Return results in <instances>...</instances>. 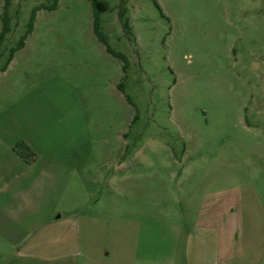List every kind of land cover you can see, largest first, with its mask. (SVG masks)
Listing matches in <instances>:
<instances>
[{
	"label": "rangeland",
	"instance_id": "374dc122",
	"mask_svg": "<svg viewBox=\"0 0 264 264\" xmlns=\"http://www.w3.org/2000/svg\"><path fill=\"white\" fill-rule=\"evenodd\" d=\"M97 1L110 46L128 59L133 105L117 88L122 62L93 34L88 0L37 12L0 72V112L73 94L91 127L96 178L87 180L81 255L51 264H123L138 237L170 234L183 201L225 207L228 238L242 245L234 251L264 252V0H155L161 12L154 0ZM121 1L131 35L118 20ZM50 3L12 0L0 66L31 9Z\"/></svg>",
	"mask_w": 264,
	"mask_h": 264
},
{
	"label": "crops",
	"instance_id": "0c3cea01",
	"mask_svg": "<svg viewBox=\"0 0 264 264\" xmlns=\"http://www.w3.org/2000/svg\"><path fill=\"white\" fill-rule=\"evenodd\" d=\"M74 97L63 95L49 106L28 97L0 112V264H51L81 255V211L87 180L96 178L90 167L95 145ZM19 142L36 154L34 162L14 151ZM193 206L183 201L170 234L138 237L123 264H264L263 251H234L242 245L228 238L225 207ZM251 233L254 244L258 230Z\"/></svg>",
	"mask_w": 264,
	"mask_h": 264
},
{
	"label": "trees",
	"instance_id": "16d2710c",
	"mask_svg": "<svg viewBox=\"0 0 264 264\" xmlns=\"http://www.w3.org/2000/svg\"><path fill=\"white\" fill-rule=\"evenodd\" d=\"M88 1L91 3V8H92L93 34L97 38V40L104 45L105 51L108 54H110L111 56H113L114 58H116L122 62L123 76L121 78L120 83L117 85V88L120 92H122L124 94L126 100L130 104L133 105L129 96L125 94V88H124V83L127 79V71H128V67H129L128 59L123 53L114 50L110 46L107 36L102 31L100 3L97 0H88ZM11 2H12V0H3L2 13L0 16V21H1L0 48H1V46L5 40L6 35L10 32V19H9L8 10H9V7L11 5ZM58 2H59V0H51V3L49 5L39 4V5L34 6L31 9V13H30L28 22H27L26 27H25V31H24L23 35H21V37L19 38V40L17 41L15 46H13L9 49L8 56L5 60V62L3 63L2 66H0V72L6 71L8 65L13 60L15 53L18 52L19 50H21L22 48H24L27 38L32 34V32L34 30L37 12H39L40 10H48V11L56 10V8L58 6ZM123 4H124L123 1H121L120 5H119V10H118V20L120 22V25H121V28L123 29V31L125 33H127L128 35H131V28L128 24V19L126 18V10H125ZM154 5L160 11V7L158 6V4L156 3L155 0H154ZM133 122H134V120L132 121V123ZM13 149L27 163H32L36 159V154L27 145H25L22 142L15 144Z\"/></svg>",
	"mask_w": 264,
	"mask_h": 264
}]
</instances>
